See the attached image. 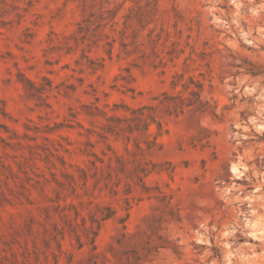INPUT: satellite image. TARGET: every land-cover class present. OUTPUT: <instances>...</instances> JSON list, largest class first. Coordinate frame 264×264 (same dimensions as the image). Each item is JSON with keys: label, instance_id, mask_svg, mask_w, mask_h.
Returning a JSON list of instances; mask_svg holds the SVG:
<instances>
[{"label": "rangeland", "instance_id": "obj_1", "mask_svg": "<svg viewBox=\"0 0 264 264\" xmlns=\"http://www.w3.org/2000/svg\"><path fill=\"white\" fill-rule=\"evenodd\" d=\"M0 264H264V0H0Z\"/></svg>", "mask_w": 264, "mask_h": 264}]
</instances>
